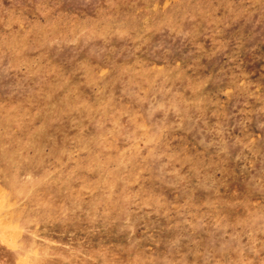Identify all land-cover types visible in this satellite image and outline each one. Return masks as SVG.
Segmentation results:
<instances>
[{"label": "rangeland", "instance_id": "374dc122", "mask_svg": "<svg viewBox=\"0 0 264 264\" xmlns=\"http://www.w3.org/2000/svg\"><path fill=\"white\" fill-rule=\"evenodd\" d=\"M0 264H264V0H0Z\"/></svg>", "mask_w": 264, "mask_h": 264}]
</instances>
